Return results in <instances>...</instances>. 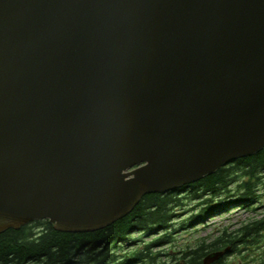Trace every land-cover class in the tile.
I'll use <instances>...</instances> for the list:
<instances>
[{
	"label": "water",
	"instance_id": "95a60500",
	"mask_svg": "<svg viewBox=\"0 0 264 264\" xmlns=\"http://www.w3.org/2000/svg\"><path fill=\"white\" fill-rule=\"evenodd\" d=\"M263 148L264 0H0V232L100 230Z\"/></svg>",
	"mask_w": 264,
	"mask_h": 264
},
{
	"label": "trees",
	"instance_id": "16d2710c",
	"mask_svg": "<svg viewBox=\"0 0 264 264\" xmlns=\"http://www.w3.org/2000/svg\"><path fill=\"white\" fill-rule=\"evenodd\" d=\"M263 172L264 148L177 190L147 194L129 214L100 230L62 232L47 220L7 229L0 232V264H151L166 261L199 264L206 255L226 248L229 250L212 264L227 262V256L235 253L241 254L246 261V252L251 250L256 237L264 236V215L233 230L226 227L217 234L215 231L170 255L154 253L150 248L172 244L173 234L184 229L187 223L193 224L198 218L225 210L230 204L246 207L255 204L256 191L264 185ZM187 202L193 204L191 210H196L195 213L180 223L175 222L181 215L176 210ZM135 232L139 235L133 241L131 236ZM155 232L162 234L141 244V237ZM162 255L168 260L157 262Z\"/></svg>",
	"mask_w": 264,
	"mask_h": 264
},
{
	"label": "rangeland",
	"instance_id": "374dc122",
	"mask_svg": "<svg viewBox=\"0 0 264 264\" xmlns=\"http://www.w3.org/2000/svg\"><path fill=\"white\" fill-rule=\"evenodd\" d=\"M262 175L264 177V172L262 173ZM256 193V203L253 204L255 209L252 208L253 205L246 207L238 203L230 204L229 207L225 210H220L202 219L198 218L193 224L187 223L184 229L179 230V232L173 234V236L175 237L172 244L155 246L154 248H150V250H152L154 253L162 252V254L167 253L170 255L174 251H178L189 245H194L198 239L207 237L215 231L217 234L219 230H222L226 227L230 230H233L240 226L242 223H247L252 220H258L262 218V216L264 215V185H261ZM193 208V204L187 202V204L181 209L176 210V212H180L181 215L179 217H176L177 219L175 218V222L180 223L182 220L195 213L196 210H191ZM262 230V233L264 234V229ZM161 234L162 232H156L154 235H144L143 237H141V239L143 240L141 241V244L152 241L154 238L160 236ZM138 235L139 233L137 232L133 233L131 236L132 240L134 241V239L138 238ZM263 237L264 236L258 235L255 239L257 241H254L251 250L246 252L248 260L244 261L241 254L235 253L228 255L226 261L230 264H264ZM129 244H131V242ZM244 254L245 252H243V255ZM166 260H168V257L162 255L159 260H157V262Z\"/></svg>",
	"mask_w": 264,
	"mask_h": 264
},
{
	"label": "flooded vegetation",
	"instance_id": "af4514ba",
	"mask_svg": "<svg viewBox=\"0 0 264 264\" xmlns=\"http://www.w3.org/2000/svg\"><path fill=\"white\" fill-rule=\"evenodd\" d=\"M144 264H150V263L147 262V263H144ZM151 264H190V263H188V262L186 263V262L166 261V262H162V263H151ZM199 264H202V262H200ZM214 264H230V263L229 262H222V263H214Z\"/></svg>",
	"mask_w": 264,
	"mask_h": 264
},
{
	"label": "bare ground",
	"instance_id": "6f19581e",
	"mask_svg": "<svg viewBox=\"0 0 264 264\" xmlns=\"http://www.w3.org/2000/svg\"><path fill=\"white\" fill-rule=\"evenodd\" d=\"M234 189V188H233Z\"/></svg>",
	"mask_w": 264,
	"mask_h": 264
}]
</instances>
